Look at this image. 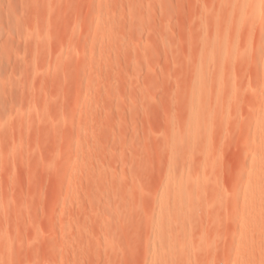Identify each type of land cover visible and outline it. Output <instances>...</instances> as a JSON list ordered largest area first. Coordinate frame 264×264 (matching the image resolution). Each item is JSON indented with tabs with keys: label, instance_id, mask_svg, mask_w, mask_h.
<instances>
[{
	"label": "rangeland",
	"instance_id": "374dc122",
	"mask_svg": "<svg viewBox=\"0 0 264 264\" xmlns=\"http://www.w3.org/2000/svg\"><path fill=\"white\" fill-rule=\"evenodd\" d=\"M0 264H264V0H0Z\"/></svg>",
	"mask_w": 264,
	"mask_h": 264
}]
</instances>
